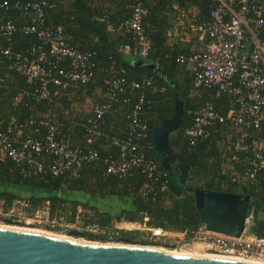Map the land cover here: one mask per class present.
<instances>
[{
	"label": "built area",
	"instance_id": "obj_1",
	"mask_svg": "<svg viewBox=\"0 0 264 264\" xmlns=\"http://www.w3.org/2000/svg\"><path fill=\"white\" fill-rule=\"evenodd\" d=\"M216 6L209 11L205 25L206 41L199 52L179 53L175 60L191 66L197 86L215 89L217 95L224 93L229 97L226 112L217 110L210 101H205L193 111V120L186 129L191 144L211 135L215 125L221 124L225 135L233 136L234 146L243 152L242 157L221 156L220 173L229 175L234 181L254 180L259 173L264 177V142L257 141L253 130L260 128L264 121V0H217ZM47 0H0V8H12L20 12L32 11L36 23L16 25L11 19L0 22V36L6 45L0 52L12 64L16 72L37 84L33 95L52 105L50 84L61 85L64 81L85 83L94 77V52L82 51L68 44L57 28L45 25ZM148 10L143 0H132L129 17L122 27L128 41L121 50L132 57L146 58L150 40L143 27V18ZM16 33L34 34L38 43L25 52L13 49V37ZM251 41L247 52L245 43ZM159 70V64H154ZM104 96L92 109L82 123L83 143H70L60 136L63 123L55 114H48L36 120L34 132H44L41 137L28 133L24 137L18 134L0 132V161L11 159L27 168V173L49 172L59 175L68 172L76 177L85 163L100 159L95 141L107 136L102 127V119L118 93L126 83L124 76L104 77ZM151 78L144 77L133 81L132 86L143 90L149 87ZM145 94L142 91L139 102L129 115L125 137L111 136L110 144L115 146V155L103 158L105 174L119 177L133 175L135 169L146 174L150 182L143 188L146 194L154 191L159 184L160 190L167 188L166 174L157 163L147 156L144 142L148 136L147 123L141 118V105ZM50 111V110H49ZM35 123L34 119L24 123L25 128ZM36 133V134H37ZM251 138V139H250ZM27 165V166H26ZM153 235L165 237L169 234L180 237L182 245L201 252L257 258L264 262V233L255 235L246 228L239 236L216 232L201 225L195 229L181 231L147 227Z\"/></svg>",
	"mask_w": 264,
	"mask_h": 264
},
{
	"label": "trees",
	"instance_id": "obj_2",
	"mask_svg": "<svg viewBox=\"0 0 264 264\" xmlns=\"http://www.w3.org/2000/svg\"><path fill=\"white\" fill-rule=\"evenodd\" d=\"M73 1L74 11H69L68 15H77L76 21H79V24L85 28L89 27L91 29L92 27L93 32L98 36V42L95 45L86 48L71 45L82 51L94 52L93 59L96 63L94 77L85 83L100 84L105 92L102 79L106 76L103 74L97 75L96 73L99 66H103V63H106V66L112 64L116 68V72L111 76L120 75L126 78L123 91L118 93L110 109L114 110L116 106L124 105V134L118 136L106 128L105 120L110 119L112 112H109V110L102 119V129L107 136H101L95 142L104 140L110 143L109 137L111 136H126L129 115L139 102L140 94L143 91L145 98L141 105L140 116L147 123L148 136L142 144L147 156L151 157L157 163L158 168L166 173L160 164V158L155 153L151 130L160 120L172 117L175 107L174 98L178 95L183 100L184 113L180 124L169 133L168 142L169 149L176 156L177 161L188 166L187 181L185 184L173 183L166 173L163 176V179L167 181L166 189L160 190L158 184L154 191L144 194L143 188L150 182V178L141 173L139 169H135L133 175L128 177L105 174L106 165L103 158L109 154L115 155L117 149L110 144L109 152H103L95 143L101 158L85 163L76 177L68 172L56 176L51 175L49 172L28 174L26 172L27 165V168H25V166H21L8 158L0 161V203L2 206L8 209L14 201H22L27 205L26 209L32 213L39 208H46L49 217L65 216L68 220L74 219L76 211L80 207L83 210L84 223H91L101 229L111 228L114 222L124 220L145 224L146 227L181 231L186 228L195 229L203 225L197 212L193 194V188L199 186L250 195L253 199L250 212L252 219L250 231L251 234L255 235L263 234V174L259 173L254 180L234 181L231 176L220 173L221 157L217 140L222 137L225 130L221 124L215 125L209 137L199 139L194 144H191L187 138L186 129L192 123L193 111L205 101H210L213 104L210 96L215 93V89L208 90L207 94L210 95L191 96L189 90L175 85L165 70L161 69L160 62L165 59L164 55L167 53L165 48L167 33L160 24L156 25L153 30L148 26V24L154 22L153 16L157 11L156 5L154 6L152 1L143 0L148 10L147 15L143 18V27L146 36L150 40V48L148 56L143 59L148 63L141 65L133 64V57L126 55L121 50V46L128 41V36L122 24L130 15L132 0H124L119 5H113L118 10L114 16L117 15L120 19L118 25L120 29L116 38L112 39L109 38V33L105 29V22H90L84 18L81 19L83 16L89 18V20L92 17V7H89L88 0ZM47 2L49 4V0ZM203 6H206V11L209 14L211 8L215 6V2L205 0ZM93 13L98 16L101 15L96 10ZM0 14L2 15L0 22L11 19L18 26L36 23L32 11L20 12L12 8H0ZM109 18L111 20L115 19L111 15ZM45 25L50 27L46 17ZM0 38L2 42L1 49L6 45V41L3 37ZM38 42V38L34 34L16 33L13 37L12 47L16 51L25 52ZM174 52L171 53L174 54ZM176 56H174L173 62L180 64L175 60ZM156 59H159L160 63L158 71L154 69V66L153 68L149 66ZM11 64V60L0 52V132L10 131V133L16 135L19 130H22L20 135L22 137L29 132L41 137L45 129L42 128L37 133L34 132L33 128L36 127V120L41 118L39 116L41 113L45 110H52L54 106L53 91L58 85H49L53 102L49 107L45 100L37 99L33 95L37 84L29 83L25 76L18 74L14 68L10 67ZM144 77L151 78L149 87L141 90L132 86L133 81H139ZM154 86L156 91H153ZM163 86L165 89L161 90ZM219 95L217 100L228 103V106L219 109L220 112L224 113L229 108V97L224 93ZM214 107L218 110L215 105ZM31 119H34L35 123L28 128L23 127L24 123ZM79 128L81 129V138L76 143L82 144L84 142L82 138L83 128L81 125ZM59 137H61V134ZM254 137L257 140L264 139V121L261 122L260 128L253 130L251 138ZM119 231L125 233L120 238L121 240L125 242L135 241L133 234L137 231L122 229ZM72 233L90 239L95 238L93 234L88 232L79 233L73 230Z\"/></svg>",
	"mask_w": 264,
	"mask_h": 264
},
{
	"label": "crops",
	"instance_id": "obj_3",
	"mask_svg": "<svg viewBox=\"0 0 264 264\" xmlns=\"http://www.w3.org/2000/svg\"><path fill=\"white\" fill-rule=\"evenodd\" d=\"M124 0H88L89 7H92V17L86 19L90 22L100 21L105 22V29L109 33V38H116L119 33L120 19L114 14L118 12L117 8L113 5H119ZM156 5V12L154 13L153 24H148L153 30L156 25H159L167 33V40L165 48V59L159 63V59L154 60L149 66L153 68L154 64L158 62L161 69L165 70L168 77L175 85L189 90L190 95L194 97H202L207 94L208 90L205 87L197 86L194 79L191 66L188 64L174 63V56L179 53H192L199 52L203 49L204 42L206 41L205 25L209 19V14L206 11V6H203L205 0H149ZM215 6L218 1L213 0ZM73 0H49L46 6V19L48 25L52 28H57L62 32L66 42L76 47L86 48L95 45L98 42V36L93 32L92 27H83L76 21L77 15H68L69 11H74ZM158 5V6H157ZM98 11L101 15H96L93 11ZM113 16V20L109 16ZM69 19H66V18ZM95 19V20H94ZM0 20L2 15L0 14ZM1 37V36H0ZM2 46L0 38V47ZM74 47V46H73ZM175 51L174 54L171 52ZM125 53V52H123ZM126 55H130L125 53ZM147 62V61H146ZM148 63V62H147ZM116 72L114 65L99 66L96 71L97 75L111 76ZM154 86L153 91H156ZM165 89L163 86L161 90ZM104 96V89L99 84L94 85L90 83H78L64 81L61 85L54 88L53 98L54 106L52 110L44 111L39 116L44 117L48 114H55L63 123L61 137L71 143L80 141L81 129L80 125L84 122L92 112L93 106L102 99ZM220 95L216 92L211 95L213 104L219 109L228 106L226 101L217 100ZM112 111V112H111ZM221 111V110H219ZM110 119L105 120V126L112 131L115 135L122 136L124 134V105H118L114 110H110ZM223 133L221 138H218L220 157L224 154L225 157L231 159V156L237 158L242 157L243 152L236 149L234 146L233 136L225 135ZM254 139H256L254 137ZM257 140V139H256ZM264 142V139L257 140ZM96 143V142H95ZM96 146L103 152H109L110 143L104 140H98ZM222 161V160H221ZM230 162H237L231 159ZM245 181V180H242Z\"/></svg>",
	"mask_w": 264,
	"mask_h": 264
},
{
	"label": "water",
	"instance_id": "obj_4",
	"mask_svg": "<svg viewBox=\"0 0 264 264\" xmlns=\"http://www.w3.org/2000/svg\"><path fill=\"white\" fill-rule=\"evenodd\" d=\"M251 41L245 43V50ZM133 57V64L144 65ZM172 117L160 120L152 130L155 153L173 183L185 184L188 166L169 149L168 135L181 122L183 100L176 95ZM197 212L205 228L239 236L251 217L253 199L248 194L193 188ZM0 264H260L206 256L183 255L127 243H106L49 235L0 226Z\"/></svg>",
	"mask_w": 264,
	"mask_h": 264
},
{
	"label": "rangeland",
	"instance_id": "obj_5",
	"mask_svg": "<svg viewBox=\"0 0 264 264\" xmlns=\"http://www.w3.org/2000/svg\"><path fill=\"white\" fill-rule=\"evenodd\" d=\"M27 205L22 201H14L10 208L5 209L0 203V225L16 228H26L43 230L45 232L58 234L62 236H68L77 238L79 240L87 241H97V242H109V243H127L136 244L142 246H152L165 251H176L182 250L187 252H200L199 250H191L185 248L180 240V237L169 234L165 237H157L153 235L151 230H149L145 224L127 222L124 220L114 222L113 227L108 229H101L95 227L91 223H84V217L82 216V208L76 211V215L73 220H68L65 216L61 217H49L46 208H39L35 211L30 212L26 209ZM86 211V210H85ZM91 212L90 210H87ZM252 225L251 217L245 224V228L248 233H251L250 227ZM132 230L137 231L133 234L135 239L134 242H125L120 238L125 235V233L119 230ZM76 232H88L95 236V238H88L83 235H76L72 233ZM206 253V252H202ZM188 254V253H187ZM211 254V253H207ZM217 255V254H215ZM264 263V262H263Z\"/></svg>",
	"mask_w": 264,
	"mask_h": 264
},
{
	"label": "bare ground",
	"instance_id": "obj_6",
	"mask_svg": "<svg viewBox=\"0 0 264 264\" xmlns=\"http://www.w3.org/2000/svg\"><path fill=\"white\" fill-rule=\"evenodd\" d=\"M0 226H3V225H0ZM6 227H8V226H6ZM12 228H14V227H12ZM16 229H22V230H28V231H36V232L45 233V234H49V235L62 236V235H58V234L45 232L43 230L26 229V228H16ZM62 237H68V236H62ZM71 238H73V237H71ZM106 243H109V242H106ZM120 244H122V243H120ZM138 246H142V245H138ZM145 247L153 248V249H159V248L152 247V246L151 247L150 246H145ZM159 250H162V249H159ZM163 251H165V250H163ZM169 252H171V251H169ZM172 253H179V254H183V255H194V256H206V257H214V258H220V259L241 260V261H248V262H255V263L264 264L261 259H257V258H243V257H240V256H231V255H224V254L215 255L216 253L207 254L208 252H206V253H202L201 252L200 253V252H197V251L196 252H187V251H182V250H180V251L176 250V251H173Z\"/></svg>",
	"mask_w": 264,
	"mask_h": 264
}]
</instances>
